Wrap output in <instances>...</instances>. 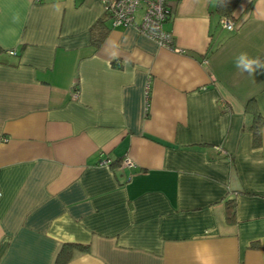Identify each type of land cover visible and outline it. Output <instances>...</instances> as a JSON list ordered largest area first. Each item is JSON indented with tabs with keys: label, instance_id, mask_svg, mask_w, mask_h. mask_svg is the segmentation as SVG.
<instances>
[{
	"label": "crops",
	"instance_id": "0c3cea01",
	"mask_svg": "<svg viewBox=\"0 0 264 264\" xmlns=\"http://www.w3.org/2000/svg\"><path fill=\"white\" fill-rule=\"evenodd\" d=\"M171 1L173 49L103 0H0V264H264V69L235 66L264 0L232 30Z\"/></svg>",
	"mask_w": 264,
	"mask_h": 264
},
{
	"label": "built area",
	"instance_id": "2783aa9c",
	"mask_svg": "<svg viewBox=\"0 0 264 264\" xmlns=\"http://www.w3.org/2000/svg\"><path fill=\"white\" fill-rule=\"evenodd\" d=\"M105 10L109 13L111 25L126 26L135 25L136 29L144 35L152 38L160 46L174 48L173 36L170 30L165 29L164 24L170 18L172 11L171 0H103ZM138 10H141L139 22L135 21ZM219 23L223 28L232 30L234 22L228 17H220ZM14 53V50H9ZM104 163L107 161L103 160ZM122 165L131 167L133 162L124 157Z\"/></svg>",
	"mask_w": 264,
	"mask_h": 264
},
{
	"label": "trees",
	"instance_id": "16d2710c",
	"mask_svg": "<svg viewBox=\"0 0 264 264\" xmlns=\"http://www.w3.org/2000/svg\"><path fill=\"white\" fill-rule=\"evenodd\" d=\"M240 0H216V12L220 17H228L234 22L237 20V17L235 15L236 7L238 6ZM106 14L109 17L108 11H106ZM101 39V37H100ZM100 39H97V43ZM248 110H252V117H251V130H252V143L253 145H259L260 144V129L262 125V117L258 110H256V104L254 98L249 99L246 102V105ZM234 201L230 200L226 202V217L228 220L232 219L233 215V209H234ZM71 246L70 245H64L60 248V250L57 253L55 264H64L71 255Z\"/></svg>",
	"mask_w": 264,
	"mask_h": 264
},
{
	"label": "clouds",
	"instance_id": "9594fccd",
	"mask_svg": "<svg viewBox=\"0 0 264 264\" xmlns=\"http://www.w3.org/2000/svg\"><path fill=\"white\" fill-rule=\"evenodd\" d=\"M235 66L241 72L255 75L258 70L264 69V61L259 57H251L246 52H242L236 57Z\"/></svg>",
	"mask_w": 264,
	"mask_h": 264
}]
</instances>
